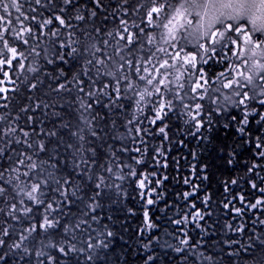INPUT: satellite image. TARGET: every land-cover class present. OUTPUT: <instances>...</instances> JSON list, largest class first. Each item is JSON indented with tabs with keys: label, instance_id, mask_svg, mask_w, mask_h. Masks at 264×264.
I'll use <instances>...</instances> for the list:
<instances>
[{
	"label": "snow or ice",
	"instance_id": "obj_1",
	"mask_svg": "<svg viewBox=\"0 0 264 264\" xmlns=\"http://www.w3.org/2000/svg\"><path fill=\"white\" fill-rule=\"evenodd\" d=\"M114 2L120 4V0ZM59 4L60 7L54 9L56 24L70 31L75 23L83 21L81 0H59ZM92 4L94 9L84 8L90 17L96 16L95 9L104 11L101 0H92ZM43 6L47 10V0ZM13 7H19L15 0H0V14L10 16ZM121 7L120 22L124 31L120 32V38L128 32L129 48L133 47L135 37L136 46L146 53L144 68L139 66V59L135 68V80L139 84L125 79L121 90L119 86L111 88L107 80L103 85L94 83L95 73H90L83 65L78 69L75 48L71 42L65 45L62 40L54 58H45L39 69L30 68L34 75L26 87L39 94L31 101V106L24 105L23 115L17 111L14 117H9L14 124L12 131L20 133L15 143H22L24 149L15 154L11 140L7 151L0 146V211L5 202L11 209L3 213L7 222L0 221V264H264V217L258 210L264 209V0H151L148 7L144 0H137L136 8L144 10L138 17L140 23L132 24V31L125 19L128 6L121 4ZM49 13L46 19L37 21L36 27L41 31L42 26L47 27L48 34L59 38L60 28L53 24V14ZM136 15L134 9L133 16ZM36 17L33 15L31 19ZM17 20L24 23L19 16ZM24 32L23 28L19 32L14 28L9 32L6 27L0 30L3 41L0 57L9 54L11 57L0 58V65H12L17 58L27 59L25 51H19L8 39V35L18 37L28 48ZM27 32L35 36L31 20ZM18 67L23 70L25 64L20 62ZM41 74L44 79H40ZM0 75H6L9 81L13 79L11 74ZM77 75L80 76L78 80ZM112 83L119 85L116 80ZM74 87L76 93L72 92ZM106 88L109 89L107 94ZM96 90L104 97L103 102L93 94ZM8 91L6 85L0 87V94L7 95ZM60 93L71 95L81 113L93 106L99 108L103 103L106 111L116 110L122 114L120 125L113 126L109 139L99 145V153L106 159L92 155L98 146L90 143L87 150L90 160H83V170L76 172L93 189L87 195L71 177L64 181L62 191H56L50 188L47 180L41 185L29 174L30 166L33 170L38 168L32 161L30 149L34 147L37 158L43 159L52 143L59 142L62 132L74 131L70 122L64 123L68 120L63 114L68 104L56 103ZM34 109L40 110L43 116L38 127L30 114ZM169 113L182 118L183 127L175 130L180 136L196 139L197 149L191 152L193 160L203 152L201 145H212L221 160L220 168L229 173L235 168L245 170L244 179L261 193L255 202L246 205L252 212V220L248 221L240 207H233L231 210L237 216L219 229L214 223H200L205 216L214 214L209 206V192L203 197L208 210L197 208L191 217L185 212L180 219L171 218L172 229L155 223L145 210L144 223L137 227L136 236L129 237L127 247L118 246L125 235L116 224L112 209L125 208L127 214L134 215L136 209L127 207L131 186L135 184L141 190L148 187L145 183L148 172L136 170L137 165L144 164V154L149 151L145 139L149 128L144 125H156L159 120L160 126L151 131L167 138ZM3 131L0 127V133ZM96 139L99 136L93 137ZM137 143L143 147L144 154H141V147H135L133 156L131 146ZM177 143L184 145L185 140L177 139ZM153 152L155 160L168 155L163 142L157 144ZM26 159L29 164L25 163ZM52 159L63 162L58 156ZM90 161L98 163L91 165ZM99 163L106 166L100 168ZM162 163L166 167L168 159H163ZM90 167L97 168L95 175L88 174ZM208 167V164L201 165L205 180ZM190 169L195 177L196 164H191ZM105 175L109 181L102 190L101 181ZM151 175L157 184L163 183L158 173ZM249 175L255 178L248 179ZM167 178L164 174L163 179ZM23 183H31L32 188L25 199L17 201L15 189ZM185 183H190L187 177ZM237 183L238 178L226 179L223 183L225 193L230 184ZM197 190L193 187L184 196ZM24 191L25 188H20V192ZM53 191L54 198L50 194ZM8 192L13 193L11 199ZM40 192L43 198L35 195ZM155 192L157 189L152 187L147 193L149 205L154 203L152 193ZM138 194L145 195L142 191ZM235 200L236 197H230L220 204L227 210ZM239 200L245 201L243 193ZM191 203L195 205V201ZM167 207L165 205V209ZM189 221L197 225L194 235H189L192 231L189 227L180 229L179 234L174 230L175 225Z\"/></svg>",
	"mask_w": 264,
	"mask_h": 264
},
{
	"label": "trees",
	"instance_id": "obj_2",
	"mask_svg": "<svg viewBox=\"0 0 264 264\" xmlns=\"http://www.w3.org/2000/svg\"><path fill=\"white\" fill-rule=\"evenodd\" d=\"M19 7H13L11 9L10 16L3 15V19L0 20V30L7 28L10 32L13 28L19 32L21 28L25 30L24 35L28 39V48L22 42H19L18 37H12L8 35L10 44L17 46L19 51H25L27 59L20 60L17 58L13 61L12 65H0V73L11 74L13 79L7 80L6 75H0V87L7 86L9 91L7 95L0 94V115H3V120H0V127L4 129L3 133H0V146L5 151L9 146V140H11V147L15 149V154H18L24 145L16 144V137L20 135L18 131H12L14 124L9 117H14L17 111H20L21 115L24 114L23 107L28 104L31 106V101L35 100L39 93L33 92L26 86L31 80L34 73L30 71V68H41L44 65L45 58H54L56 53L59 51L58 44L62 40L65 45L71 42L75 48L74 59L79 61L76 66L78 69L81 65L90 70V73H95L94 83L104 84L105 80L109 82L111 88L120 87L123 90L124 80L133 81L139 84L135 80V68L137 67V60L140 61V67L143 69V60L146 53L141 52L135 44V37H133V47L130 49L127 43L128 32H125L124 38H120V32L124 31V25L120 22V15L123 12L121 4L128 6V13L125 19L129 25V31H132V24H139V15L144 9L136 8L137 0H120V4L114 2V0H101L104 11L95 9L96 16L90 17L84 8L91 10L95 8L92 4V0H81V11L84 12V19L82 22L75 23L69 31L64 29V26L56 24L54 17V9L60 7L59 0H47L48 8H44L45 0H15ZM145 7L151 4V0H144ZM136 10L137 15L133 16V11ZM51 12L53 14V24L60 28L59 38L48 34L47 27L42 26L43 30L37 29L36 24L38 20L46 19L47 15ZM107 14V19H105ZM33 15H37L36 19H31ZM17 16L24 21L20 24L17 20ZM67 18V17H66ZM10 20V23H9ZM31 20V28L35 36L27 32L28 22ZM133 31H135L133 29ZM7 34V33H6ZM48 34V35H47ZM34 40H36L34 42ZM3 46V41L0 40V47ZM0 58H11L10 54L8 57ZM20 62L25 64V69H19L18 65ZM155 75V73H154ZM40 79H44L41 74ZM76 79H80L77 75ZM113 80L119 81V85L112 83ZM87 83V81H86ZM143 90V85H140ZM105 94L109 89H104ZM73 93H76V88L72 89ZM94 95L98 96L103 102L104 97L100 96L99 90H96ZM125 95L127 93H124ZM50 95H56V93H50ZM87 99V97H83ZM69 100L72 103L69 104ZM56 103L68 104V109L63 113L68 117L64 123H71L74 131L62 132L58 143H52V146L48 150V155L43 159L37 158L35 148L30 149V155L32 161L38 165V168L33 170L29 167L30 176L35 177V182L43 185L44 181L47 180L51 189L56 191H62L64 188V181L71 177L72 181L78 183L84 190L85 195L92 192L91 185L86 180H81L76 174L78 171H82L81 162L85 159L90 160V156L87 154L90 143L97 144L98 148L92 155H97L100 160L106 159L99 153V145L107 141L111 135L112 127L119 126L121 123V113L116 110L106 111L101 103L99 108L93 106L92 109H88L87 112L81 113V110L76 106V100L67 93H60L59 99ZM207 107V105H205ZM6 109V110H5ZM31 115L35 118L36 126H39L40 121L43 119L40 110H33ZM58 114V113H54ZM149 117L151 113H148ZM27 124V121H23ZM168 123L169 136L167 138L162 137L159 133H152L151 129L160 126V121L157 120L156 125L146 123L144 126L149 128V135L145 137L148 141L149 151L144 154L143 147L137 143L131 146L133 156H135V147H141V154L145 156V162L143 165H137L136 170L138 173L144 171L148 172V179L145 183L148 185L145 189H139L137 185L132 184L130 195L127 200V207L136 209L134 215H129L125 208H115L112 211L116 215V224L119 229L125 235V240H120L118 246L123 245L127 247L126 241L129 237L136 236V229L138 226H142L144 223V211L147 210L155 223L161 224L163 228L172 229L173 226L170 224V219L175 217L180 219L182 214L187 212L189 217L195 214L197 208L208 210L210 206L213 210L211 217L205 216V220L200 223H214L217 225V229L226 223L230 218L237 216L231 209L233 207H240L248 221L252 220V212L247 208V202H255V198H258L261 194L257 189H254L247 182L245 177V170L243 168H235L232 173L219 167L221 160L213 151L212 145H201L204 148L198 156L197 160H193L191 152L196 151L197 141L193 137L180 136L175 130L183 127L182 118L178 119L177 115L169 113L166 118ZM94 136H99V139L93 140ZM22 138V137H21ZM177 139H184L185 144L180 145L177 143ZM171 141V148L168 149V141ZM35 144V139H33ZM163 142L166 150L168 151L167 157L161 156L159 160L154 159L153 148ZM46 145L49 143L45 142ZM70 145V147H66ZM15 154L13 160H15ZM58 156L61 163L52 157ZM168 159V165L163 166V159ZM26 164L29 161L25 160ZM91 165H96L97 161H90ZM196 164V176L192 175L190 165ZM202 164H208V179L202 178ZM106 165L99 163V167L103 168ZM114 168L115 165L113 164ZM17 172L23 176V172L17 168ZM156 172L159 174V179L163 180L162 184H157L156 178L152 177V173ZM97 173L96 167H90L88 170L89 175H95ZM164 174H167V179H163ZM13 183L16 180V172L13 174ZM188 178L190 183H185V178ZM238 178L236 185H229L228 193H225L223 183L226 179ZM251 175L248 179H252ZM109 181L108 176H104L101 181V189L103 190L106 186V182ZM151 181V183H149ZM259 183V182H258ZM152 187L157 189V192L152 193L154 203L149 205L147 203V193ZM193 187H197V191L192 195L185 197V192H191ZM20 188H25L24 192H20ZM32 188L31 183L20 184L15 189L16 200H23L27 197V192ZM71 191V189H69ZM145 193L142 197L139 192ZM210 192L211 200L210 205L206 206L203 203V197ZM243 193L245 201L239 200V195ZM53 198L55 192L50 193ZM9 199L12 198L13 193H7ZM38 198H43V193H35ZM110 195V193L108 194ZM230 197H236L229 209L222 208L220 201L227 202ZM107 198V197H106ZM192 201H195V205H192ZM165 205H168L165 209ZM10 206L5 202L3 211H0V221L7 222L4 219L3 213L10 211ZM17 210H19V204H17ZM262 217H264V209H258ZM256 211V210H253ZM163 218V219H161ZM126 221V223H123ZM184 227L191 228L189 235H194L197 225L195 222L189 221L186 224L175 225L174 230L179 234L180 229ZM127 230V231H125Z\"/></svg>",
	"mask_w": 264,
	"mask_h": 264
}]
</instances>
